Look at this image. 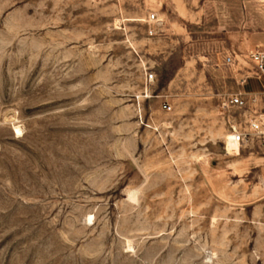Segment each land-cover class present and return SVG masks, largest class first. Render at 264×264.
I'll return each instance as SVG.
<instances>
[{"label":"rangeland","instance_id":"rangeland-1","mask_svg":"<svg viewBox=\"0 0 264 264\" xmlns=\"http://www.w3.org/2000/svg\"><path fill=\"white\" fill-rule=\"evenodd\" d=\"M255 48L264 0H0V264H264Z\"/></svg>","mask_w":264,"mask_h":264},{"label":"built area","instance_id":"built-area-1","mask_svg":"<svg viewBox=\"0 0 264 264\" xmlns=\"http://www.w3.org/2000/svg\"><path fill=\"white\" fill-rule=\"evenodd\" d=\"M149 17L156 19L157 13L150 12ZM245 57L252 63V71L242 77L241 87L224 97L223 118L229 134L240 149L253 144L264 148V85L261 89L253 91L243 87L248 77L261 79L264 76V48L250 50ZM224 61L226 64L234 63L235 55L226 54ZM147 78L150 81L155 80L156 73L148 72ZM163 106L168 109L172 107L169 102H164Z\"/></svg>","mask_w":264,"mask_h":264},{"label":"bare ground","instance_id":"bare-ground-1","mask_svg":"<svg viewBox=\"0 0 264 264\" xmlns=\"http://www.w3.org/2000/svg\"><path fill=\"white\" fill-rule=\"evenodd\" d=\"M16 129L17 132H20V129L18 127ZM226 144L228 152H231V154L234 155L240 154L241 149L239 148L238 143L232 139V136L230 134L226 136Z\"/></svg>","mask_w":264,"mask_h":264},{"label":"crops","instance_id":"crops-1","mask_svg":"<svg viewBox=\"0 0 264 264\" xmlns=\"http://www.w3.org/2000/svg\"><path fill=\"white\" fill-rule=\"evenodd\" d=\"M253 78H255V79L258 80V78L253 77V76L248 77L247 80H246V82L244 83V87H245L246 90H250V91H253V90H259V89H261L262 86L264 85V76H263L261 79H259V81L261 82L259 87L252 88V89H248L246 86H247V84L250 82V80L253 79Z\"/></svg>","mask_w":264,"mask_h":264}]
</instances>
